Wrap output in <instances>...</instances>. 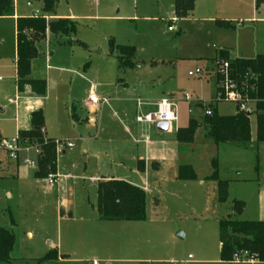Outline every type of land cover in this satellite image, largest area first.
Returning a JSON list of instances; mask_svg holds the SVG:
<instances>
[{
    "label": "rangeland",
    "instance_id": "obj_1",
    "mask_svg": "<svg viewBox=\"0 0 264 264\" xmlns=\"http://www.w3.org/2000/svg\"><path fill=\"white\" fill-rule=\"evenodd\" d=\"M15 1V13L23 17L43 8L41 2H34L30 9L26 0ZM68 7L76 9L79 16L74 22L76 34L41 42L33 75L35 80H47L48 84L43 103L47 137L69 142L73 149L64 155L58 153L57 173L61 178L52 187L47 180L53 176L35 182L33 171L38 157L33 152L22 151L18 161L13 162L0 151V177L12 164L8 175L0 180V227L15 235L10 264H250L244 262L243 255L240 263L220 262L219 224L225 220L245 221L243 211L238 214L234 210V201L252 206L244 201L250 189L264 186V144L256 140L254 111L248 144L215 145L200 128L192 145H182L172 152H164L160 144L173 140V136L159 132L156 126L148 130L134 120L131 126L122 114L129 116L133 101L138 98L146 102L162 97L176 102L177 120L172 125L175 130L185 127L189 119L203 122L204 116L195 110L197 103L211 108L218 116L235 114L233 103L219 99L225 90L217 92L215 86L224 60L216 57L210 61L215 53L207 34L209 24L187 18L172 22L173 0H58L60 13ZM254 26L264 34V26ZM169 27L174 30L168 32ZM249 29L248 35L258 33ZM71 39L77 43H70ZM14 40L15 19L0 18V109L5 111L0 116V132L6 140L17 137L11 121L17 105L10 59ZM116 47L133 50L134 69H118L121 55ZM48 59L50 70L46 68ZM83 67L89 71L86 80L82 79ZM197 69L202 76H188ZM90 84H96L100 92H104V84L109 86L110 92L105 94L109 104L119 100L126 108H112L113 113L104 121V106L97 107L93 116L96 124L90 125L85 121L73 124L68 105L65 120L58 103L60 94L70 92V100L80 105ZM185 96L193 103L180 102ZM111 114L114 119H110ZM41 135L45 137L42 132ZM147 146L154 149L149 155ZM132 156L164 160L158 180L136 181L147 191L145 220L110 224L111 228L104 231V250L98 251L97 256L74 249L78 240L86 239L84 223L80 222L85 218L82 211L91 213L96 204L91 176L110 162L117 166L124 163L125 169L134 172L135 168L129 166ZM26 158L33 160L35 166L24 164L22 160ZM174 161L191 166L196 180H177L171 167ZM213 161L217 162L218 179L228 183L224 204L217 201L215 183L210 180ZM50 250L65 259L58 255L55 262H40Z\"/></svg>",
    "mask_w": 264,
    "mask_h": 264
},
{
    "label": "trees",
    "instance_id": "obj_2",
    "mask_svg": "<svg viewBox=\"0 0 264 264\" xmlns=\"http://www.w3.org/2000/svg\"><path fill=\"white\" fill-rule=\"evenodd\" d=\"M15 0H0V18L14 16ZM36 1V0H30ZM196 0H174L173 13L178 20L188 18L194 9ZM43 15L29 18H17L15 22L16 43V76L17 91L26 92L43 97L46 92V83L43 80H28L29 64L37 58L36 44L47 36L58 38L74 36L77 32L76 24L72 21L59 19L48 20L46 16L54 12L57 0H42ZM264 0H255L258 10ZM220 29H232L226 22L216 21ZM113 46L111 47V49ZM119 52L118 69L133 68V50L127 47H116ZM227 63L226 74L230 81L237 85L238 91L246 96L254 105L256 116V140L264 144V56L254 59L237 58L229 60L227 53L219 52L217 58ZM216 74L215 86L217 92L224 77ZM250 116L236 110L232 116H218L214 111L203 122L197 123L189 119L185 128L176 131L175 139L179 145H192L198 129L205 130V137L213 144H248L251 140ZM75 119V118H74ZM44 115L42 110L32 112L29 119V128L18 133V140L22 145L33 143L40 150L37 158L34 179L46 180L56 175L57 152L55 140L43 138ZM2 139H0L1 141ZM213 173L210 180L216 183L217 201L224 204L228 198V183L218 179L217 162H212ZM143 166L138 171L143 172ZM179 181H195L196 175L189 165H181L177 171ZM234 210L240 214L244 204L234 201ZM146 195L143 190L125 181L105 179L96 187L95 210L98 219L104 222H143L145 220ZM220 262L232 263L236 254H243L246 258L264 263V222L221 221L219 224ZM15 245V235L12 230L0 227V264H10V254ZM63 260L65 257L61 256ZM60 257V258H61ZM58 258L56 250L49 251L42 263H52Z\"/></svg>",
    "mask_w": 264,
    "mask_h": 264
},
{
    "label": "crops",
    "instance_id": "obj_3",
    "mask_svg": "<svg viewBox=\"0 0 264 264\" xmlns=\"http://www.w3.org/2000/svg\"><path fill=\"white\" fill-rule=\"evenodd\" d=\"M26 1L28 4V8L30 9L33 7L34 2H41L42 7H43L42 0H36V1L26 0ZM173 3H174V0H173ZM14 9L15 11L18 10L16 1H14ZM42 9H41V12L37 14L30 12L25 17H23L24 16L23 14H22L23 16L18 15L14 11V16L9 17V18L15 19V22H16L17 18H29V17H34V16H41L43 15ZM46 18L48 20L65 19V20L75 22L79 19V16H78L76 9L71 10L69 9V7L67 10H64L60 13L58 10V0H57V4H56V8L54 12L46 16ZM172 19L176 20V18L174 17V13H173ZM187 19L205 21L209 24V27H208L209 30L207 34H208V37L211 38L210 40L213 45V51L215 53V57L211 59L210 61H213L217 57V54L219 52L227 53L230 60H234L237 58L254 59L257 56H264V34L258 32L256 27L254 26V25L264 26V4H262L258 10H256L255 0H250L249 2H243L240 0L239 1L238 0H222L220 1V3H218L217 0H196L194 4L193 12ZM216 21H222V22L229 23L233 28L229 30L220 29L216 26L215 24ZM250 27L253 28V30L257 31L258 33H255L253 35H248V32H250V29H249ZM15 35H16V32H15ZM51 38L59 39V40L62 39L58 37L47 36L43 41H49L51 40ZM41 42L36 44V51H37V46H39ZM69 42L75 43V44L77 43V41L73 39H71ZM10 55H11L10 59L14 67L13 80H14V86H15V101L17 104L15 107L14 114L11 116L12 117L11 121L15 125L14 126L15 133L17 136L19 132L28 130L29 119H30V115L32 112H35L40 109L43 112V103H44L45 95L43 97H38L28 92H26L25 94L18 93L17 76H16V60H15V55H16L15 40H14L13 53ZM37 58H38V51H37ZM1 59H3L2 56H0V60ZM4 59H7V58L4 57ZM34 60H32L29 64L28 80L36 79V77L33 75ZM49 64H50V59L47 60V67H46L47 70L51 69ZM135 67L136 66L134 65L133 68L131 69H134ZM88 75H89V71H86V68L83 67L82 79L86 80L87 79L86 77ZM45 83H46V88H47V85H48L47 80L45 81ZM92 86L96 88V93L98 94L99 98L107 99L105 94L110 91H107V88H109V86H106L105 84H104V92L103 91L100 92L96 84H90L89 87H87L84 90V95L86 98L83 101H81L82 103L80 105H77V103L70 100V97H71L70 92L60 94L58 98V103H60L61 114L66 116L64 117L65 120H67L68 118L67 117L68 115L67 106L70 105L69 114H71L72 116L71 120L73 121V124L75 122L83 123L84 121L90 125L96 124V119L93 116L94 114H96L97 107L87 105L88 93ZM113 88H116V86ZM161 99H163V97L157 101H153V100L146 101L148 103L141 101L139 98L135 102L133 101V103L135 104L132 107L131 111L129 112L131 117L130 115L129 116L126 115L124 112L122 113L123 116L125 117V122L132 126V124L136 122L135 120L136 116L154 112L155 104L158 103ZM1 101L2 100L0 98V107H3L1 104ZM180 102H182V99ZM119 103H120L119 100H115V102H113L111 105L109 104V101H108L107 104L99 106L100 108L101 106L102 108L104 106V121H108V118L110 117L109 113L112 112V108L117 109L119 111L123 108L124 109L126 108L125 106ZM4 112L5 111L2 109V111L0 112V116L1 114H4ZM102 117H100L101 121H102ZM114 118H115L114 115L111 114L110 119H114ZM151 127L152 126L144 125V128L148 130H152ZM185 127H182V128H185ZM178 129L180 128H177V130ZM177 130L171 128L170 131L167 132L171 136H173L174 139L160 144V147H162L161 149L164 150V152L165 151L172 152L174 148L178 149L182 146V145H179L175 139ZM44 136L47 139H53V138L47 137V134L45 132V123H44ZM0 139H6L1 135V132H0ZM54 140L63 141L60 138L54 139ZM145 143L146 145H148V141H145ZM147 147L148 148L146 149V152L149 155L150 152L154 151V149L150 146H147ZM71 149H73V146ZM71 149H64L63 151H61L62 155L65 154V151H68ZM162 162H164V160L161 158L156 160L155 158H152V157L149 159L148 158L143 159V157L132 156L129 159V166L130 168L132 166L135 168L134 172H130V169L128 170L125 169L124 163H121L120 165L117 166L114 163L110 162L108 165L106 164L103 165L100 172L93 173V175L90 178V181L94 183L95 189L97 187V184L99 182H102L105 179L125 181L133 186H137V187L140 186L139 188L143 190L146 195L147 191L142 189L141 184H139L136 181L142 180L145 183L146 181L149 182L150 180H158V175L161 173V169L163 165ZM11 165H8L2 171L5 174V176L0 177V180L5 179L4 177L8 175V170L11 167ZM138 166H143L144 170L142 173L138 171ZM172 166L175 170L174 173L177 179V171H178L179 166L181 165H179L177 161H174L171 167ZM57 169L58 168H57V163H56V184H59L58 179L61 178V175L57 173L58 172ZM35 170L33 171V178H34ZM34 180L35 182L45 181V180H36V179ZM183 182H190V181H183ZM236 182H239V181H236ZM215 187H216V183H215ZM216 192H217V189H216ZM10 196L11 195L7 194V197H10ZM244 201L245 203L247 202L248 204H252V206L247 205V204L244 206V210L242 213H244L245 221H242V222H264V186L260 184V185L255 186L254 189H250V195L248 198H245ZM92 209L93 210L91 211V213H88L87 210L85 209L82 211V214L84 215L85 218L80 219V222L84 223L83 235L86 236V239L83 238L81 240H78L76 243V246H73V248L81 249L82 252L87 251L88 254L97 256L98 251L104 250V238H106V236H104V231H108L111 228L112 225L110 224L119 223V222L100 221L98 219V215L96 213L95 207ZM58 255L62 256L61 253L60 254L58 253ZM68 255L72 256V252H69ZM252 263H257V261L250 262V264Z\"/></svg>",
    "mask_w": 264,
    "mask_h": 264
},
{
    "label": "built area",
    "instance_id": "obj_4",
    "mask_svg": "<svg viewBox=\"0 0 264 264\" xmlns=\"http://www.w3.org/2000/svg\"><path fill=\"white\" fill-rule=\"evenodd\" d=\"M175 19L172 20V22ZM174 29L172 27H169L167 29L168 32H172ZM219 72L222 75L224 73V77L221 80V87L219 85L220 91L222 90L225 93L222 97H219L220 100L228 103H233L236 106V110L240 113H246L249 112L251 115L252 111H255L254 105L251 103V101L241 94V92L238 91L237 85L230 81L226 74L227 69V63L224 61L219 65ZM189 77H199L202 76V71L200 69L195 70L194 72L188 73ZM223 85V86H222ZM222 93V92H221ZM183 102L190 105L193 103L191 99L187 96H185L182 99ZM108 103V99L99 98L98 94L96 93V88L91 87L88 93L87 97V105L93 106V107H99L100 105H104ZM139 104V103H138ZM196 104V102H194ZM195 110L202 114L204 117H209L213 114V110L209 107H203L201 104L195 105ZM189 114L193 113L192 109H189ZM136 123L139 125H145V126H158L159 124H166L168 126V131L172 128V125L177 120V113H176V102L172 101L169 98H163L158 103L155 104V111L147 114H141L136 116ZM21 145V146H20ZM72 145L70 143H66L64 141H55V149L57 154L63 151L64 149H71ZM0 151H3L6 153L9 160L13 162L18 161V155L22 151L26 152H33L36 157L40 155V150L36 145H22V143H19L18 137H16L13 140H6L2 139L0 141ZM22 162L26 165H32L35 166V162L33 160H30L28 158L23 159ZM47 183L50 187L54 186L56 184V178L53 176L47 180ZM243 254H236L233 257V262L240 263L243 262L240 258ZM244 256V255H243ZM247 263L252 262V260L246 258Z\"/></svg>",
    "mask_w": 264,
    "mask_h": 264
},
{
    "label": "water",
    "instance_id": "obj_5",
    "mask_svg": "<svg viewBox=\"0 0 264 264\" xmlns=\"http://www.w3.org/2000/svg\"><path fill=\"white\" fill-rule=\"evenodd\" d=\"M1 111H2V109H0V112ZM247 115H250V113L247 112ZM156 128L161 133H167L168 132V126L166 124H159Z\"/></svg>",
    "mask_w": 264,
    "mask_h": 264
}]
</instances>
